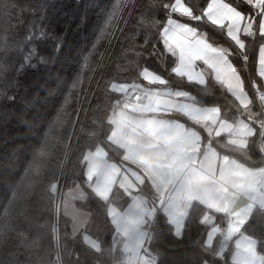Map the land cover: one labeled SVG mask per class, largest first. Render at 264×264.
Instances as JSON below:
<instances>
[{
	"label": "trees",
	"instance_id": "obj_1",
	"mask_svg": "<svg viewBox=\"0 0 264 264\" xmlns=\"http://www.w3.org/2000/svg\"><path fill=\"white\" fill-rule=\"evenodd\" d=\"M165 2L0 0V264H60L59 253L63 264H125L109 205L124 210L132 196L115 185L104 199L86 177V156L98 147L106 150L110 161L128 164L123 148L110 141L109 117L122 97L110 91L112 83L146 86L139 73L148 67L169 80L165 87L188 91L202 106L218 107L226 121L236 123L243 116L240 101L214 79L198 85L171 72L176 57L167 52L161 38ZM187 2L199 9L209 0ZM227 2L241 4V0ZM118 3L123 7L113 18ZM176 18L205 31L210 42L228 46L227 39L210 27ZM245 40L248 61L235 55L230 59L252 100L257 131L247 147L233 145L225 134L211 144L222 156L260 167L264 133L256 121L262 120L263 104L251 82L262 83L257 75L262 40L259 36L255 42ZM171 117L199 128L203 140L208 139L201 127L181 114ZM60 182H65L64 191L79 186L87 194L76 206L91 213L83 232L98 239V250L86 243L84 233H72L71 219L62 210L58 214L55 189ZM136 192L148 196L156 207L148 225L152 240L145 247L154 264H233V245L223 255L217 250L219 241L206 247L205 235L212 225L204 220L208 212L204 205H191L183 238H177L174 226L157 207L150 181ZM249 219L242 232L256 239L264 253V216L257 209ZM214 220L219 225L226 222L217 214Z\"/></svg>",
	"mask_w": 264,
	"mask_h": 264
},
{
	"label": "crops",
	"instance_id": "obj_2",
	"mask_svg": "<svg viewBox=\"0 0 264 264\" xmlns=\"http://www.w3.org/2000/svg\"><path fill=\"white\" fill-rule=\"evenodd\" d=\"M198 66L206 67L199 62ZM208 78L214 79L211 75ZM144 87L156 89L165 86L148 84ZM262 88L264 89V84ZM240 103L243 116L236 123L223 119L220 109L218 113L213 114L214 123L211 120L195 123L208 136L206 141L203 140V132L199 128L184 123L199 136V140L195 142L179 134L162 137L156 130H149L140 123L157 117L158 114L133 111L117 103L115 112L111 114L117 116V122L112 125L110 141L123 148L128 164L110 161L106 150L98 147L89 151L86 156V177L104 199L109 198L115 185H120L132 196L131 202L124 210L109 205L115 238L122 243V250L125 252V264H154L152 256L145 252V242L148 225L156 214V207L150 205L148 196L136 192L147 181H150L157 195L156 201L161 202L160 210L174 226V230L176 225L173 220L181 221L183 232L191 205L199 202L208 210L204 220L219 229L213 242L214 244L219 241V255H223L226 248L233 245L231 262L245 264L243 249L237 248L236 244H258L256 239L242 232V228L254 211L264 206V194L256 188V185L264 180V165L249 167L228 156L220 155L211 144L215 137L225 134L233 145L248 146L249 138L257 131L252 121L257 114L252 112V100L249 95ZM262 106L260 114L264 121V102ZM159 118L179 120L171 117V114ZM262 153L264 155V145ZM75 189L83 191L75 198L74 206L77 207L76 202L84 201L87 194L79 186ZM83 212L86 214L76 212L75 218L68 212L65 214L71 219L74 235L84 233L87 223L91 220V213L85 210ZM216 214L226 218L224 225L214 224ZM229 224L237 227L233 238L226 234V225ZM83 239L95 250L100 248L97 238L84 233Z\"/></svg>",
	"mask_w": 264,
	"mask_h": 264
},
{
	"label": "snow or ice",
	"instance_id": "obj_3",
	"mask_svg": "<svg viewBox=\"0 0 264 264\" xmlns=\"http://www.w3.org/2000/svg\"><path fill=\"white\" fill-rule=\"evenodd\" d=\"M122 7L123 5L118 3L111 17L114 18ZM162 8L165 11L161 31L162 43L167 52L176 57V64L171 72L198 85H206L207 78L211 75L234 99L241 102L249 93L245 90V82L230 58L235 55L247 62L249 57L245 51V38H251L255 42V38L259 36L262 42L258 50L257 75L262 83L257 84L252 80L251 87L259 99H264V91H261V85L264 84V0H241L239 6L225 0H209L206 6L199 9L187 0H167L162 4ZM176 17H184L187 21L210 27L227 39L228 46L219 45L214 40L210 42V37L205 31H200L192 23L181 22ZM198 62L206 67H199ZM139 75L149 85L169 84V80L148 67H144ZM110 91L122 95L121 101L125 108L158 114L157 117L140 123L149 130H156L162 137L179 134L181 137L191 138L194 142L199 140L196 132L188 129L184 122L162 119L160 116L177 113L193 123L204 120L214 123L213 114L219 112L216 106L200 105L188 91L168 87L153 89L139 83H112ZM173 223L176 225L173 234L177 238H183V222L173 220ZM226 229L227 236L233 238L237 227L229 224ZM218 231L215 227H209L205 235L206 247L213 246ZM236 247L243 249L245 264H264V253L259 251V244H236Z\"/></svg>",
	"mask_w": 264,
	"mask_h": 264
},
{
	"label": "rangeland",
	"instance_id": "obj_4",
	"mask_svg": "<svg viewBox=\"0 0 264 264\" xmlns=\"http://www.w3.org/2000/svg\"><path fill=\"white\" fill-rule=\"evenodd\" d=\"M262 132L264 133V130ZM68 165L70 167V164H68ZM69 167H68V169H69ZM260 183H264V180H262ZM64 188H65V182L63 184H62V182H60L57 185L56 189H55V192H56V195H57V210H58V214H61V210L63 211L64 214H66V212H68V214L71 215L73 218H75V213L76 212H78L80 214H86L85 212H83L84 210H80L79 208L74 206L75 198L79 194H81V192L83 193V191L81 189L64 191ZM159 205H161V204H157V207H159ZM80 218H81V215H79V219ZM75 221H78V220L75 219ZM238 256H239V253H237V257ZM60 258L62 260V255L61 254H60Z\"/></svg>",
	"mask_w": 264,
	"mask_h": 264
},
{
	"label": "built area",
	"instance_id": "obj_5",
	"mask_svg": "<svg viewBox=\"0 0 264 264\" xmlns=\"http://www.w3.org/2000/svg\"><path fill=\"white\" fill-rule=\"evenodd\" d=\"M261 91H264V89L261 88ZM255 94H256V92H255ZM256 96H257V94H256ZM121 99H122V97L120 98V100L118 101V103H119L120 105L124 106V104H123V102L121 101ZM257 99L260 101V103L263 104L264 99H259L258 96H257ZM109 119H110V124H111V125H116V122H117V116H116V115H111ZM256 124H257V126H258L260 129L264 130V121H263V120H257V121H256ZM127 133H129V131H127ZM256 188H257L260 192H262V193L264 194V183H258V184L256 185ZM157 204H161V202L158 201ZM259 211H260V213L264 216V206L259 207ZM152 235H153V230H152V229L148 230V232H147V238H146V242H145V245H146V246L149 245V244L151 243ZM153 258H154V260H157L156 257H153ZM58 259H59V261H60V264H63V263H62V260H61V258H60V254L58 255Z\"/></svg>",
	"mask_w": 264,
	"mask_h": 264
}]
</instances>
